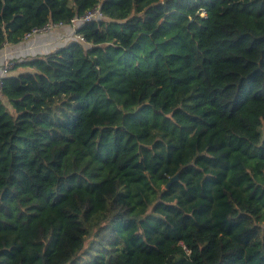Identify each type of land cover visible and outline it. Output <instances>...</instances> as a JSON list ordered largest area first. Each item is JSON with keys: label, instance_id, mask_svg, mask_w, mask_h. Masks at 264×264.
<instances>
[{"label": "trees", "instance_id": "16d2710c", "mask_svg": "<svg viewBox=\"0 0 264 264\" xmlns=\"http://www.w3.org/2000/svg\"><path fill=\"white\" fill-rule=\"evenodd\" d=\"M96 7L2 78L0 264H264V0H0V49Z\"/></svg>", "mask_w": 264, "mask_h": 264}, {"label": "crops", "instance_id": "0c3cea01", "mask_svg": "<svg viewBox=\"0 0 264 264\" xmlns=\"http://www.w3.org/2000/svg\"><path fill=\"white\" fill-rule=\"evenodd\" d=\"M72 41H75L74 31L70 26L65 25L54 28L49 32L35 34L20 43L5 45L0 49V76H2L1 65L6 59L13 60L14 65H17L25 60L42 58L67 46ZM21 71H23V68L14 67L6 75H17Z\"/></svg>", "mask_w": 264, "mask_h": 264}, {"label": "built area", "instance_id": "2783aa9c", "mask_svg": "<svg viewBox=\"0 0 264 264\" xmlns=\"http://www.w3.org/2000/svg\"><path fill=\"white\" fill-rule=\"evenodd\" d=\"M101 17L102 16H101V13L99 11V8L96 7L95 9H93L92 11L88 12L87 14H85L83 16L72 18L70 20L69 24H63V23H60V22H58V23H55V22H47L41 28L33 29L31 32L27 33L24 36V39H29L31 36H33L35 34L49 32V31H51L54 28L68 25L74 31V38H75V40H78L80 42H84L83 36L80 35V34H78V33H76L77 27L80 24H82V23H87V22H90L92 20L99 19ZM1 67H2V76H0V87H1V83H2V78L8 73V71L10 69H12L14 67V61L13 60H10V59H6L2 63Z\"/></svg>", "mask_w": 264, "mask_h": 264}, {"label": "rangeland", "instance_id": "374dc122", "mask_svg": "<svg viewBox=\"0 0 264 264\" xmlns=\"http://www.w3.org/2000/svg\"><path fill=\"white\" fill-rule=\"evenodd\" d=\"M15 264H26L23 258L19 257L16 259Z\"/></svg>", "mask_w": 264, "mask_h": 264}, {"label": "water", "instance_id": "95a60500", "mask_svg": "<svg viewBox=\"0 0 264 264\" xmlns=\"http://www.w3.org/2000/svg\"><path fill=\"white\" fill-rule=\"evenodd\" d=\"M177 175H175L173 178L170 179V182L168 183L167 187H169L174 181H176Z\"/></svg>", "mask_w": 264, "mask_h": 264}]
</instances>
